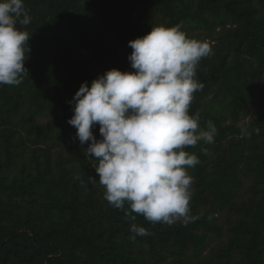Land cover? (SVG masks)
I'll return each instance as SVG.
<instances>
[{"label": "trees", "instance_id": "obj_1", "mask_svg": "<svg viewBox=\"0 0 264 264\" xmlns=\"http://www.w3.org/2000/svg\"><path fill=\"white\" fill-rule=\"evenodd\" d=\"M23 3L28 73L0 85V264H264V0ZM160 25H181L212 49L197 65L204 87L189 114L199 111L200 129L212 121L217 134L184 149L200 160L188 169L195 219L186 226L135 213L132 221L113 208L88 143L67 123L81 84L113 68L135 71L128 42ZM93 133L101 139L99 125ZM221 215L228 242L206 256L222 236ZM132 223L149 234L131 239Z\"/></svg>", "mask_w": 264, "mask_h": 264}, {"label": "clouds", "instance_id": "obj_2", "mask_svg": "<svg viewBox=\"0 0 264 264\" xmlns=\"http://www.w3.org/2000/svg\"><path fill=\"white\" fill-rule=\"evenodd\" d=\"M31 17L23 0H0V85L18 86L28 73ZM181 25L154 26L147 35L129 41L127 57L133 72L115 68L81 84L69 104L84 155L96 158L95 173L103 198L135 221L186 226L191 215L194 177L188 169L200 164L184 149L214 142L217 129L208 121L200 129V113L189 114L194 93L204 85L196 78L202 58L212 54L209 42L189 38ZM99 125L97 139L93 128ZM90 142V143H89ZM127 206V207H126ZM130 238L148 231L132 223Z\"/></svg>", "mask_w": 264, "mask_h": 264}, {"label": "rangeland", "instance_id": "obj_3", "mask_svg": "<svg viewBox=\"0 0 264 264\" xmlns=\"http://www.w3.org/2000/svg\"><path fill=\"white\" fill-rule=\"evenodd\" d=\"M248 120H250V118H248ZM40 121L46 122L47 119L46 118H41ZM249 184H250L249 181H246L244 188H247L249 186ZM244 196L246 197V199H249L250 197H252V195L249 192L246 193V194L244 193ZM216 224L222 228V236H220V238L213 237V239L209 243L210 245H209V249H208V251L206 253V256H210V250L216 251L217 248L221 244L228 242V237H229L230 231L228 229V224L226 223V220H225L223 215L218 216V221H217ZM168 262L169 263L172 262V259H169Z\"/></svg>", "mask_w": 264, "mask_h": 264}]
</instances>
